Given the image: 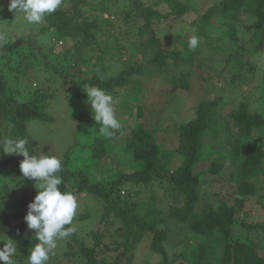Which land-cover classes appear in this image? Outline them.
I'll list each match as a JSON object with an SVG mask.
<instances>
[{
  "label": "trees",
  "instance_id": "1",
  "mask_svg": "<svg viewBox=\"0 0 264 264\" xmlns=\"http://www.w3.org/2000/svg\"><path fill=\"white\" fill-rule=\"evenodd\" d=\"M70 1L66 7V0H62L60 8L44 18V26L38 31L42 38L49 36L47 42L50 44L65 43L66 48L62 52L50 54L42 49L37 34L15 41L0 42V136L27 138V148L31 155L40 156L34 151L33 145L38 142L26 131L27 124L36 120L39 121L38 125H45L55 119L51 115V108L55 101L59 102L60 88L51 89L52 85L45 87V82L39 75L36 76L40 84L38 88L33 89L32 84L28 87L24 84L21 88L18 85L21 79H17V73L22 64L17 68L13 66V63H18L21 59L28 61L27 67L46 72L48 83L63 82L64 85H70L71 98H67L71 101L74 97L84 100L87 97L84 91L89 86L102 88L112 95L117 88L127 86L135 73L144 74L148 70L157 75L169 73L171 59H181L192 64L195 55L200 52V45L204 41H211L210 32L214 33V30L210 28V22L215 16L218 23L214 28L222 30L216 38L218 48L223 50L227 45L230 48L235 45L233 50L228 49L235 54L228 61H236L238 71L252 54L244 53L247 52L244 45L242 49L236 46L242 16L251 20L246 29L253 34V53H260L264 46V0H216L193 24L192 36L196 35L200 39L195 50L189 49V38H183L184 28L165 44L157 36V30L153 29L156 22L171 20L170 22L178 23L192 9L191 1L154 0L152 5L141 0ZM162 3L169 9L166 13L154 7ZM140 20L143 23L138 30L136 47L143 53L145 65L137 63L128 67L124 63L125 68L118 75L108 76L102 48L98 49L100 53L95 56L85 57L84 50L88 47H91L90 52H96L95 48L99 47L98 36L105 35L119 40L115 35L122 21L135 24ZM126 35L129 36V33ZM166 45H173V49L168 51ZM107 48L104 49L108 50ZM52 49L51 47L50 50ZM93 59L96 60L95 63ZM80 65L86 67L84 72L76 71ZM187 77L184 76L182 80L185 81ZM14 81L18 83L9 85ZM244 81L245 77L235 75L232 83L242 84ZM182 87L189 86L184 83ZM222 107L221 100H205L198 105L196 117L176 129L178 140L174 151L184 158L182 164L176 167L169 164L173 158L170 157L171 154L167 158L160 156L164 150H161L152 132H148L142 124L134 127L121 144L124 154L133 160L118 163L122 166L125 164L126 168L131 164V172L99 181L93 178L89 166L83 170L69 169L68 156L61 171L57 173L62 178L61 191L76 189L80 194L96 197L103 206L100 223H104L106 229L91 232L94 242L92 246L73 232L71 237L75 245L69 246H78V250H69L65 253L66 256H77L80 264H132L137 248L151 238V250L162 255L163 264H175L164 246L165 241L171 248L176 247L175 250L183 249L178 257L183 263L179 264H208L209 259L213 260V264H264V232L260 230L264 226L261 228L260 224L251 225L239 221L250 199L256 198L264 206V108L263 111L260 108L251 111L247 103L240 102L227 115L229 121L223 119L225 124H214L217 120L214 118L220 112L218 109ZM74 114L73 119L78 120L81 130H87L93 137L92 142L85 146L91 152L89 161L94 165L99 164L103 169L116 167L111 163L103 164L102 161L111 154V146L114 145L112 140L117 130L109 137L101 134L97 123L92 127L88 121V118L93 117L89 105L80 114ZM220 131L229 132L232 137L237 136L235 143L225 150L230 154L231 165L235 168L230 176V181L235 185L229 198L215 202L202 194L200 188L206 182H212L214 176L225 167L224 160L214 158L210 153L214 150L211 138L215 137L217 143L222 141L224 134ZM41 150L46 152L43 146ZM222 154L223 152L220 156ZM19 158L23 160L21 155L5 154L0 160V234L16 242L14 257L22 263L38 240L24 221L32 196L23 195L11 185L13 179L10 178L8 169ZM205 159L210 161V166L207 172L200 173L198 165ZM158 203H163L167 208L165 216L158 215ZM80 219L85 221L88 215L84 214ZM168 219L181 227L184 238L198 240L199 245L184 246L182 238L171 233L167 227ZM117 222L120 223L117 231L122 234L123 240L115 242V245H105L103 242L106 233ZM162 224L164 228H160ZM236 224L240 226L237 233ZM246 230L253 231L257 237L251 239L245 233ZM2 246L0 243V247Z\"/></svg>",
  "mask_w": 264,
  "mask_h": 264
},
{
  "label": "rangeland",
  "instance_id": "2",
  "mask_svg": "<svg viewBox=\"0 0 264 264\" xmlns=\"http://www.w3.org/2000/svg\"><path fill=\"white\" fill-rule=\"evenodd\" d=\"M69 1L70 0H66V7L69 5ZM141 1H145L148 5H152L154 2V0ZM181 1H191L192 9L178 23L168 20L160 23L156 22L154 24L153 29L157 30V36L163 40L164 44L172 40L171 37L176 36V34L179 35L181 28L185 29L183 38H190L194 31V22L203 16L207 8L212 6V3H215L216 0ZM8 2L9 0H0V42L15 41L18 38H26L31 34H37V38L41 43V48L45 49V51L50 54H54L56 51L58 53L62 52L64 48H66L65 43L53 45V43L50 44L47 42L49 41L47 38L49 37L48 35L42 38V34L38 31L44 26V20L40 24H29L24 19L23 13L15 14L14 11H8ZM154 7L163 13L169 11L165 3ZM241 19L243 22L238 25V41L236 46L242 49L244 45V50L247 51L244 53L252 54H249L250 58H248L246 64L240 71H238L239 66L236 65V61H228L231 56H235L232 51H229L233 50L232 48L235 45L233 44L234 46H232V48L227 45L223 50L218 48L219 44L216 38L220 35L222 30L219 27L214 28L218 23L217 17L215 16L210 22V28L214 30V33L210 32V35H212L211 41L207 43H204V41L200 45V52L195 55L192 64H187L181 59L175 61L171 59L169 61V73H159L157 75L156 72L150 70L144 72V74L135 73L127 86L116 89V93L112 94V96L115 102L114 108L117 119L121 122V128L117 130V134L112 140L114 145L112 144L111 146V154L102 161L103 164L111 163L115 165L116 167L114 168L110 166L107 169H103L99 164L94 165L92 161H89L91 152L87 150L85 146L92 142L93 137L87 130H81L78 120L73 119L74 113V115H77L86 110L88 104L84 102L87 101V97H84V100H79L74 97V99L70 101L67 98L68 96L71 98L72 87L70 85H64L63 82H57L56 84L48 83V74L46 72H40L38 68L27 67L28 61L24 62L23 59L18 63H13V66L16 68L19 67V64H22L20 65L19 73H17V79H21L18 84L21 88L25 86L24 84H26L27 87L32 84L33 89L38 88L40 84L36 80L37 75L41 77V80H44L45 87L52 85L51 89L54 87L60 88V93L58 94L59 102L55 101V105L51 108V115H54L55 119L52 122L45 123V125H38L39 121L36 120L29 121L27 124L26 131H28V134L33 140L38 142L33 145L34 151L38 152L40 155L56 156L60 159L61 164L70 156L68 158L69 169L83 170L89 166L93 178L102 181L103 179L113 176L117 177L123 172L128 173L129 171H133L129 166L131 164H128L126 168L125 164L122 166V164L119 165L118 163L133 160L130 159L128 155L124 154L121 144L129 137L134 127L142 124L148 132H152L158 142L157 144L160 146L161 150H164L160 156L167 158L169 154H171L170 157L173 158L170 159L169 164L172 167L181 165L184 158L174 151L178 140L176 129L181 124H185L187 121L196 117V111L201 102L205 100H221L223 107L218 109L220 112L214 118L217 119L214 124L217 122H223L225 124L223 119L229 121V116L227 115H229L231 110L240 102L247 103L251 111H254L256 108H260L261 111H263L264 46L260 53H253L252 49L255 45L253 34H251V30L249 31L246 29L247 26H250L251 20L249 21L245 16H242ZM142 23V20L135 22V24L122 21L116 30L117 35H115L119 40H114V37L105 35L98 36L99 47L95 48L96 52H90L91 47H88L84 50L85 57L89 58L95 56L96 53H100L98 49L102 48L108 76L118 75V73L125 68L124 63L128 67L137 63L138 65H145L146 61L142 58L143 53L136 47V42L139 40L138 30L142 26ZM128 33L129 36L126 35ZM147 37L148 35L145 36V38ZM51 47L53 48L52 51L50 50ZM117 47H119L120 50H109L110 48L117 49ZM165 47L168 51L173 49V45H166ZM212 47H215V49ZM104 48H107L109 51ZM180 48L182 49V47H179V49ZM250 50L251 52H249ZM37 54L39 55L38 51ZM95 62L96 60L93 59V63ZM85 68L84 65H80L79 69L77 68L76 71L78 72L81 70L84 72ZM23 73H25V75ZM186 75L188 77L183 81L182 78ZM235 75L245 77L246 81L242 82V84L234 85L232 80ZM16 82L17 81H14L9 85L13 86ZM184 83L189 87L183 88L182 85ZM177 84L178 86H176ZM65 99L67 101H64ZM68 102L73 106H70ZM74 107L75 109H73ZM88 121L92 127L97 123L93 117L88 118ZM220 133L224 134L220 143H217L215 137H213L214 139L211 138L214 150L210 153H212L214 158L220 157L224 160L225 167L222 172L214 176L212 182H206V184L200 188L202 194H205L209 199L215 202L220 199L229 198L235 185L230 181L231 173L234 172L235 168L231 165L230 154L225 152V150L235 143L237 136L232 137V134L226 131H220ZM42 146L46 149L45 153L41 150ZM221 152H223L222 156H220ZM4 155L3 149L0 148V160ZM21 161L22 159H17L15 164L8 169L10 170L9 176L13 179L11 185L18 191H21L23 195L31 194L33 201L38 191L35 188L36 181L25 178L22 175L19 167ZM108 165L109 164H107V166ZM209 166V160H202L198 165V171L200 173L207 172ZM70 192L76 197L78 207L73 221L68 227L75 228V235L84 239L87 245L92 246L94 242L91 237V232L100 228L106 229V225L100 223L103 214L102 203L92 195L78 193L76 189H72ZM157 208L160 211V214H158L159 216H165L168 212L163 203H158ZM84 214L86 216L88 215V219L82 221L80 217ZM239 221H244L251 225L260 224V227L263 228L264 206L258 203L256 198L250 199L243 214L240 215ZM166 223L171 233L177 234L178 237L182 238L185 244L184 246L192 244L196 247L199 245L198 240H190L188 237L184 238L181 234V227H177L174 221L168 219ZM119 226L120 223L117 222L112 228L110 227L103 242L105 245H115V242L123 240L122 234L117 231ZM160 228H164L163 224L160 225ZM183 228L185 229V227ZM238 228H240V226L236 224V233ZM260 230L264 232V229ZM33 231L35 233V230ZM245 233H247L251 239L257 237V234L253 233V231L246 230ZM151 243L152 239H147L145 244L137 248L132 264H163L162 255L151 250ZM69 245H75L71 235L64 239H58L55 249L50 253V259L47 264H80L81 261L77 259V256H66L65 253L69 250H72V252H77L78 250V246L70 248ZM168 245L169 243L165 241L164 246L169 256H172V259L175 260V264L183 263V261L178 258L183 249L178 248V250H175L176 247L171 248ZM13 259L14 264H28V258L22 261V263L16 257H13ZM212 261L213 260L209 259L208 264H213Z\"/></svg>",
  "mask_w": 264,
  "mask_h": 264
},
{
  "label": "clouds",
  "instance_id": "3",
  "mask_svg": "<svg viewBox=\"0 0 264 264\" xmlns=\"http://www.w3.org/2000/svg\"><path fill=\"white\" fill-rule=\"evenodd\" d=\"M61 4L62 0H9L8 11L23 13L29 24H40L47 15L60 8ZM199 43V37L193 35L189 38L188 47L195 50ZM84 92L87 94L86 103L90 106L93 119L100 125L99 131L111 137L121 128L113 96L96 86H89ZM28 143L27 138L0 136V148L3 152L23 156L19 165L22 175L36 181L37 194L28 204V211L24 216L27 228L35 230L38 240L29 253L28 264H47L56 241L67 238L75 231V228L66 226L71 225L78 203L72 192L60 189L62 178L57 175L62 169L60 159L49 155H31ZM0 243L3 244L0 247V264H14L16 242L0 234Z\"/></svg>",
  "mask_w": 264,
  "mask_h": 264
}]
</instances>
